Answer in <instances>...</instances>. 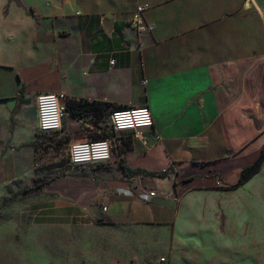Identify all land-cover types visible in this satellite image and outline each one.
Wrapping results in <instances>:
<instances>
[{"label":"crops","instance_id":"crops-1","mask_svg":"<svg viewBox=\"0 0 264 264\" xmlns=\"http://www.w3.org/2000/svg\"><path fill=\"white\" fill-rule=\"evenodd\" d=\"M44 92L147 105V143L125 131L108 161L74 165L70 144L112 136L109 116L66 112L45 134ZM263 149L264 0H0V180L38 184L22 196L24 223L131 232L122 245L138 262L156 250L169 264H241L248 246L256 264L243 211L264 191V162L237 182ZM133 232H145L144 254Z\"/></svg>","mask_w":264,"mask_h":264},{"label":"rangeland","instance_id":"rangeland-1","mask_svg":"<svg viewBox=\"0 0 264 264\" xmlns=\"http://www.w3.org/2000/svg\"><path fill=\"white\" fill-rule=\"evenodd\" d=\"M93 120L89 118L86 122L94 123ZM82 133L77 135L78 140L91 138L89 132ZM63 159L69 161V150L68 154H63ZM255 182L264 184V175ZM24 187L26 185L20 181L3 183L0 180V264H169L167 261L159 260L165 253L152 258L159 254L156 250L150 251L151 257H140V262L133 258L136 253H130L131 249H126L122 245L123 234L130 235L131 232L109 230L107 227L100 229L88 227L70 231L59 226L24 223L20 217L23 209L21 199L26 194L22 193ZM259 197L251 198L250 205H245L243 218L252 215L248 218L251 220L248 221L251 222V227L249 228L250 224L247 221L243 222V225L248 233L258 232L256 264H264V191L259 192ZM133 233L142 241L141 248L136 249L137 253L144 254L145 232ZM227 241L218 239L217 246L210 251L218 253L219 245ZM242 242L249 244L250 239L243 238ZM247 247H243V258L237 259V262L244 264L245 261L250 264V258H246L245 255L250 254L251 248ZM127 259L134 261L130 263Z\"/></svg>","mask_w":264,"mask_h":264},{"label":"built area","instance_id":"built-area-1","mask_svg":"<svg viewBox=\"0 0 264 264\" xmlns=\"http://www.w3.org/2000/svg\"><path fill=\"white\" fill-rule=\"evenodd\" d=\"M139 6L132 18L133 24L139 29L141 11ZM115 60L111 59L110 64ZM66 96L60 92L39 93L35 99L37 127L45 134H53L62 129L63 117L66 114ZM109 123L112 136L99 137L84 141H75L69 146V161L74 165L104 163L111 158L115 142L122 132H133L147 143L145 131L153 127L152 113L147 105L126 106L114 109L109 113ZM157 139L158 136H155ZM154 192H150L153 194ZM105 209V208H104ZM161 260H164L162 257Z\"/></svg>","mask_w":264,"mask_h":264},{"label":"trees","instance_id":"trees-1","mask_svg":"<svg viewBox=\"0 0 264 264\" xmlns=\"http://www.w3.org/2000/svg\"><path fill=\"white\" fill-rule=\"evenodd\" d=\"M123 107H126V106L121 105V104L112 103V102H102V101H98V100H86V99H81V98L80 99L69 98L66 101V112L69 113L71 116L78 118V119L83 118L88 113L98 114L99 116L106 117V116H109L110 111H112L114 109L123 108ZM93 121L97 122V120H93ZM101 133L102 134L94 135L91 139L109 136V134H107L105 128H102ZM263 159H264V149H263L261 155L256 159V161L245 166L242 169L237 183L240 184V183L246 181L254 173H256L260 169L262 162H263ZM123 169L126 173L125 168H123ZM129 171L134 175L140 174V173H149V174L156 175L159 177H164L166 175V172L155 173V172H147V171L142 170V169H130ZM37 187H38L37 183L34 184L33 186L24 187L22 189V193L30 192Z\"/></svg>","mask_w":264,"mask_h":264}]
</instances>
